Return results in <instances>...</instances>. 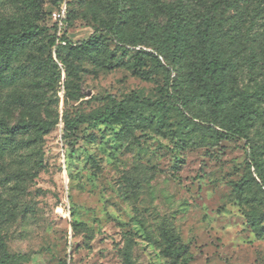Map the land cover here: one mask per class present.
Masks as SVG:
<instances>
[{
  "label": "rangeland",
  "instance_id": "1",
  "mask_svg": "<svg viewBox=\"0 0 264 264\" xmlns=\"http://www.w3.org/2000/svg\"><path fill=\"white\" fill-rule=\"evenodd\" d=\"M69 1L53 63L51 1L0 0V119L45 129L0 131V261L264 264V0Z\"/></svg>",
  "mask_w": 264,
  "mask_h": 264
},
{
  "label": "trees",
  "instance_id": "2",
  "mask_svg": "<svg viewBox=\"0 0 264 264\" xmlns=\"http://www.w3.org/2000/svg\"><path fill=\"white\" fill-rule=\"evenodd\" d=\"M51 1V5H52V11L51 13L58 8L59 4L63 1V0H50ZM223 0H216L212 3L211 8L209 9V12L206 14V16L204 17V23L206 25V29L210 30V28L213 26V21H214V13L216 11L217 8L220 7L221 2ZM240 0H232L230 3H227V5L225 6L226 8L229 7H234L239 3ZM66 4H67V14H66V23H67V28L66 31L62 34L61 36V40L65 41V44H55L56 41V34H55V30H56V24L55 22L52 20L51 17V13H50V18L52 20L51 25H50V29H51V33H50V40H49V53H48V58L51 62H57V61H61V56H60V51L67 47V46H72L73 43L70 42L68 36H67V31L69 29V23H70V13H71V9H70V1L66 0ZM180 17L178 14V11L174 8L172 9V13H171V19H170V31L171 33L169 34V39L170 42L172 43V50L175 51L178 48V39L179 36L181 34L180 32ZM111 30H113L114 32V38H117L115 40L116 44L121 47L122 49H126V50H130V51H135L136 53H143L145 55L151 56L153 57L156 61L160 62H164V57H163V53L157 49H147V47H145V45L139 41H135L133 43H126L125 41L122 40V38H120L118 36L117 31L115 30V27H111ZM24 35H22L21 33H5L0 37V47L7 45V44H13V43H17V42H22L24 39ZM203 38V44L205 47V38ZM97 42L96 38L93 37H89L87 40H84L80 43L79 48L80 49H85V48H92ZM53 47H55V58L53 57V53H52V49ZM202 49L200 57H201V70H202V74H212L213 73V62L210 61L207 57V51L204 49ZM256 96H262L264 95V81L260 82V84H258L256 90L254 91ZM204 94L207 96V98L209 100H213L216 102L217 96L212 94V90L210 86H206L204 89ZM99 100H103V99H109L111 102L116 103V100L112 97V96H98L97 97ZM246 109H244V111L241 113V116H244L243 114H245ZM61 120V119H60ZM62 121V120H61ZM67 127H65L64 125V130L66 132H70L72 126L71 125H66ZM36 127L38 129H40L41 131H44V126L42 125V123L40 121H22L19 122L15 125H9L4 119H0V131H6V132H14V131H18L21 129H29V128H33ZM239 126L236 125V129L230 128L227 131H229L230 133H234L238 131ZM251 155H250V159H251ZM9 255L7 253L3 254V257L0 261V264H7L9 261Z\"/></svg>",
  "mask_w": 264,
  "mask_h": 264
},
{
  "label": "built area",
  "instance_id": "3",
  "mask_svg": "<svg viewBox=\"0 0 264 264\" xmlns=\"http://www.w3.org/2000/svg\"><path fill=\"white\" fill-rule=\"evenodd\" d=\"M66 14H67L66 0H63L59 4L58 8H56L51 13L52 20L56 24V30H55L56 41H55V44H58V43L59 44H65V41L61 40V36L66 31V28H67ZM52 53H53V57L55 58V47H53ZM62 156L64 158L63 154H62Z\"/></svg>",
  "mask_w": 264,
  "mask_h": 264
}]
</instances>
